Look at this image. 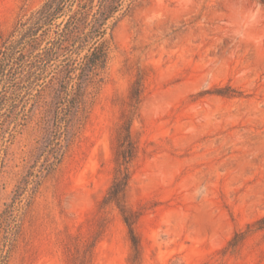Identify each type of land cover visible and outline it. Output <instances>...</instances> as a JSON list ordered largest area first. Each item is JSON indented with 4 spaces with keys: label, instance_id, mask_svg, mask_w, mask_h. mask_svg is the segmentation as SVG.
I'll list each match as a JSON object with an SVG mask.
<instances>
[{
    "label": "rangeland",
    "instance_id": "rangeland-1",
    "mask_svg": "<svg viewBox=\"0 0 264 264\" xmlns=\"http://www.w3.org/2000/svg\"><path fill=\"white\" fill-rule=\"evenodd\" d=\"M116 3L82 104L64 12L0 81V264H264V0Z\"/></svg>",
    "mask_w": 264,
    "mask_h": 264
},
{
    "label": "trees",
    "instance_id": "trees-1",
    "mask_svg": "<svg viewBox=\"0 0 264 264\" xmlns=\"http://www.w3.org/2000/svg\"><path fill=\"white\" fill-rule=\"evenodd\" d=\"M94 0H45V2L24 22H19L9 36L3 41L0 49V81H4L8 74H12L15 65L23 64L27 54L32 53V49L38 44L39 32H45L46 27L64 12L67 19L64 28L58 33L59 40L64 41V50H82L88 46V53L83 56V61L79 65V82L76 84V95L72 99L75 104H82L80 93L83 81L90 75H96L97 71L103 68L107 48L103 36L105 34L104 25L106 21L113 17L117 11L118 4L113 0H97V9ZM75 6V8H73ZM31 49V50H30ZM51 49H47L40 54L32 55L36 61L44 59ZM67 62L64 71L69 73L72 69ZM69 67V68H68ZM126 157V154L125 156ZM123 182H116L113 185V193Z\"/></svg>",
    "mask_w": 264,
    "mask_h": 264
}]
</instances>
